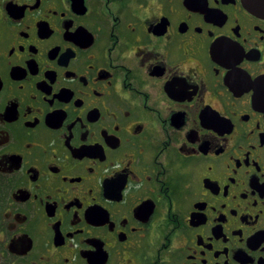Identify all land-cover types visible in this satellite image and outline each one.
<instances>
[{
	"label": "flooded vegetation",
	"instance_id": "flooded-vegetation-1",
	"mask_svg": "<svg viewBox=\"0 0 264 264\" xmlns=\"http://www.w3.org/2000/svg\"><path fill=\"white\" fill-rule=\"evenodd\" d=\"M0 264H264V17L0 0Z\"/></svg>",
	"mask_w": 264,
	"mask_h": 264
},
{
	"label": "water",
	"instance_id": "water-1",
	"mask_svg": "<svg viewBox=\"0 0 264 264\" xmlns=\"http://www.w3.org/2000/svg\"><path fill=\"white\" fill-rule=\"evenodd\" d=\"M244 3L254 14L264 17V0H244Z\"/></svg>",
	"mask_w": 264,
	"mask_h": 264
}]
</instances>
